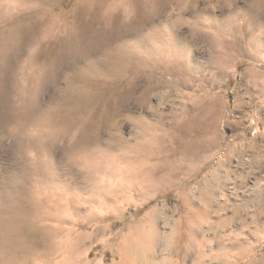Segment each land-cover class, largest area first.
<instances>
[{
    "label": "clouds",
    "instance_id": "obj_1",
    "mask_svg": "<svg viewBox=\"0 0 264 264\" xmlns=\"http://www.w3.org/2000/svg\"><path fill=\"white\" fill-rule=\"evenodd\" d=\"M0 264H264V0H0Z\"/></svg>",
    "mask_w": 264,
    "mask_h": 264
}]
</instances>
